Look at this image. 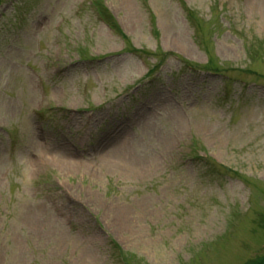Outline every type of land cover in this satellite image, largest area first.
Here are the masks:
<instances>
[{
  "label": "rangeland",
  "instance_id": "374dc122",
  "mask_svg": "<svg viewBox=\"0 0 264 264\" xmlns=\"http://www.w3.org/2000/svg\"><path fill=\"white\" fill-rule=\"evenodd\" d=\"M101 1L127 42L87 0H0V264H113L110 239L131 264L263 256L264 0ZM195 144L248 185L205 177Z\"/></svg>",
  "mask_w": 264,
  "mask_h": 264
},
{
  "label": "bare ground",
  "instance_id": "6f19581e",
  "mask_svg": "<svg viewBox=\"0 0 264 264\" xmlns=\"http://www.w3.org/2000/svg\"><path fill=\"white\" fill-rule=\"evenodd\" d=\"M118 134L119 133H117V131L116 132L115 131H112L111 134H108L107 135V139L109 141L112 140L113 142L115 140L117 141L116 137L117 136H120ZM111 146H109V144L108 145L106 144V146H102L101 145L99 147L98 151H100V155L101 156H99L100 162H98L99 163L98 165H100L102 168L104 167L105 168L104 170H107V169H109V170H115L116 167H119L121 164H125L124 167H126V162L123 159H121L120 153L117 152V151H115V150H113L111 148ZM37 156H38V158H40L39 155H37ZM68 156L69 155L65 153L64 156H62L61 159H68L69 158ZM103 156L105 158H102ZM133 164H136V163L133 162ZM38 166H45V165H42V163H41V165L38 164Z\"/></svg>",
  "mask_w": 264,
  "mask_h": 264
},
{
  "label": "trees",
  "instance_id": "16d2710c",
  "mask_svg": "<svg viewBox=\"0 0 264 264\" xmlns=\"http://www.w3.org/2000/svg\"><path fill=\"white\" fill-rule=\"evenodd\" d=\"M95 3H96V5H97V7L98 8H103L102 6H103V4H102V1H98V0H96L95 1ZM186 11H187V13H188V15L189 16H191V18H193V20H195V18H194V16H193V14H192V11L191 10H189V9H187L186 8ZM106 14H107V16H108V21L110 22V24H111V26H112V28L114 29V30H119V28H118V26L115 24V22L113 21V19L111 18V16H110V14L108 13V12H106ZM198 26V25H197ZM198 28H199V26H198ZM201 30H200V28L198 29V34H200L201 32H200ZM260 45H263V44H260ZM249 49H251V51H250V57L252 56V58L254 59V58H256V57H258L259 56V54H260V50H261V46H252L251 48H249ZM251 58V59H252ZM222 68V67H221ZM206 69L207 70H210V71H214V72H219V69L220 68H218L216 65H215V63L213 62V60H211L210 61V63H209V66H207L206 67ZM223 69V68H222ZM224 70V69H223ZM225 71V70H224ZM231 71H233V70H231ZM118 249V248H117ZM126 257L129 259V257L126 255ZM125 259L126 261H125V264H129V261H128V259ZM260 263L261 264H264V261L263 260H260Z\"/></svg>",
  "mask_w": 264,
  "mask_h": 264
}]
</instances>
